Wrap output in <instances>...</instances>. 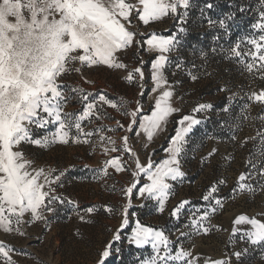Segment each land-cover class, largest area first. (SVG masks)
<instances>
[{"label":"rangeland","instance_id":"1","mask_svg":"<svg viewBox=\"0 0 264 264\" xmlns=\"http://www.w3.org/2000/svg\"><path fill=\"white\" fill-rule=\"evenodd\" d=\"M262 11L264 0H190L189 8H178L175 17L169 14L148 25L132 20L130 30L137 33L136 39L142 46H133L120 54L119 59L126 69L85 67L83 77L93 83H84L75 72L67 75L64 83L68 85H79L94 95L103 93L118 106L123 102L128 111L134 110L139 102L142 111L132 132L127 131L131 117L121 115L123 109L103 105L100 111L106 119H94L91 124L84 122L86 131L105 126V131L95 134L90 144L22 146L34 167L53 170V178L60 176L53 185L54 195L59 199L51 205L52 212L43 213V220H33L26 213L23 223L14 224L11 231L0 228V245L9 250V257L0 256V264H8L9 258L11 264H97L99 252L109 242L111 254L105 264H142L153 255V250L150 244L137 247L130 243L137 224L163 230L172 242L173 250L183 248L190 253L188 259L193 260V264H211L217 260L228 264H264V244L250 245L240 238L250 225H236L241 231L232 233L233 221L238 215L264 221V176L259 174L264 168V140L257 135L264 132V103L249 99L253 92L264 90V70L254 67L249 72L246 63L252 62L251 58L244 55L231 57L229 51L236 43H240L242 53L253 50L247 40L260 34L252 25L260 20ZM185 12L181 21L180 15ZM209 19L217 22L216 26L210 27ZM222 19L227 30L218 25ZM181 27L183 32L179 30ZM149 34L174 36L179 41L176 50L166 54L169 60L164 69L173 91L171 103L179 111L169 117L164 130L152 141H148L142 132L137 135L139 117L151 113L155 97L159 95V90L152 92L151 80V63L156 53L147 51V45L143 44L150 38ZM178 63L179 69L176 68ZM135 67H141L144 79H139L137 74L129 83L126 79L128 71ZM191 75L197 76V80L192 81ZM199 104H210L211 108L193 113ZM80 109L81 105L71 100L65 110ZM184 115H194L201 122L186 137L180 156L184 175L168 181L171 187L164 211H158L156 201L133 195L127 209L128 223L120 228L125 205L121 189L132 180L130 172L134 168V159L147 164L149 159L159 163L167 158L164 149L169 146L178 121ZM116 121L124 127H119ZM51 131L54 127L50 126L47 130H37L36 135ZM99 135L110 136L118 147L123 144L121 137L127 135L135 157L122 151L105 155L103 147L111 148L112 145L102 144ZM114 155L128 161L127 171L116 173L109 168L108 174L104 175L100 171L104 160ZM252 164L257 167L252 169ZM214 166H218V170H214ZM253 171L256 175L244 182L252 184L255 191L233 190L231 197L221 200V205H210L202 199L212 187L213 175H218V181L227 178L226 184L231 186L237 183L240 174ZM188 172L197 177L193 183L185 181ZM145 182L146 178L140 174L139 185ZM185 200L189 203L181 210L179 218L172 217V209ZM192 202L199 203L189 206ZM106 206L112 211H107ZM210 207H215V211H210ZM89 208L93 209L91 213ZM196 209H200L197 215L209 212L208 219L203 222L206 232L189 226ZM117 229L118 241L112 239ZM181 232L185 234L180 235ZM235 252L242 253L239 259L233 254Z\"/></svg>","mask_w":264,"mask_h":264},{"label":"snow or ice","instance_id":"2","mask_svg":"<svg viewBox=\"0 0 264 264\" xmlns=\"http://www.w3.org/2000/svg\"><path fill=\"white\" fill-rule=\"evenodd\" d=\"M189 6L190 0H0V228L5 232L11 231L14 224L19 226L23 223L26 213L33 220H43V213L52 212L54 209L51 205L59 199L54 195L53 185L60 180V176L53 178V170L34 167V162L22 151L24 144L38 147L69 143L90 144L95 134L105 131V126L86 131L84 122L91 124L94 119H106V115L100 111L103 105L123 109L121 115L131 117L127 131H134L133 126L142 111L139 102L134 110L128 111L123 102L118 106L103 93L94 95L79 85L64 83L65 77L75 72L80 74L84 83H93L84 79L85 67L126 69V65L119 59L120 54L133 46H142L141 41L136 39L137 33L130 30L132 20L148 25L150 21L169 14L175 17L178 8L187 10ZM185 16L186 12L180 15L181 21ZM208 23L210 27H214L217 22L209 19ZM218 25L227 30L225 20H220ZM252 28L260 33L258 37L253 36L247 40L252 51L242 53L239 50L240 43L229 50L231 57L240 58L244 55L251 58L252 62L246 63L249 72L254 67L264 70V11ZM179 30L184 31L182 27ZM149 36L143 44L147 45V51L156 53L151 63V80L154 85L152 92L159 90V95L155 97L151 113L139 117L137 135L142 132L148 141H152L154 136L164 130L169 117L179 111L171 103L173 91L170 90L171 85L164 72L169 60L166 54L175 51L179 41L174 36ZM257 61L258 64L255 63ZM140 63L143 64V61ZM180 67L179 63L176 64L177 69ZM137 74L139 79H144L141 67H135L128 71L127 81L132 83ZM191 80H197V76L191 75ZM249 99L264 103V90L253 92ZM71 100H76L81 109L66 111ZM210 108V104H199L193 109V113ZM200 122L194 115L182 116L170 138L169 146L164 149L167 158L159 163H153L149 159L144 164L138 158L134 159V168L130 172L132 180L127 187L121 189L125 205L120 228L128 223L127 209L133 195L156 201L158 211H164L171 187L168 181H175L184 175L180 168V156L186 137ZM116 123L119 127H124L119 121ZM50 126L54 127V131L36 135L37 130H47ZM257 135L264 140V132ZM121 139L123 144L118 147L110 136L99 135L102 144L112 145L111 148L103 147L104 154L122 151L135 157L128 142L129 137L124 135ZM127 163L122 156L114 155L104 160L100 171L107 175L111 168L116 173H121L127 171ZM251 167L255 169L257 165L252 164ZM140 174L147 180L142 186L139 185ZM259 174L264 176V168L259 170ZM255 175V171L240 174L238 188L234 191H255L252 184L244 182ZM218 183L222 184L224 181L220 180ZM217 191L218 188L212 186L202 199L210 202V205H221V199L214 195ZM188 203L186 200L181 201L172 209L171 216L179 218L181 210ZM106 210L112 211L107 206ZM92 211L93 209H88L89 213ZM210 211L214 212L215 207H210ZM198 212L200 209L192 213L189 226L206 232L203 222L208 219L209 212L203 211L201 215H197ZM241 224L250 225L249 230L241 233V240H246L250 245L264 244V221L238 215L233 221V235L241 231L236 227ZM112 239H120L119 229ZM130 243L137 247L151 245L153 255L142 261V264H193V260L188 259L190 253L183 248L173 250L172 242L163 230L137 224ZM111 247L109 242L99 252L97 264H105L106 258L111 254ZM233 254L239 259L242 253ZM0 256L9 257V250L2 245ZM8 264H11L10 258ZM211 264L228 262L217 260Z\"/></svg>","mask_w":264,"mask_h":264},{"label":"trees","instance_id":"3","mask_svg":"<svg viewBox=\"0 0 264 264\" xmlns=\"http://www.w3.org/2000/svg\"><path fill=\"white\" fill-rule=\"evenodd\" d=\"M214 170H218V166H214L213 167ZM187 178L185 179L186 182H189V183H193L194 180L197 179L196 175H192L190 174V172L187 173ZM214 176V179L212 178V186H216L218 188V191L214 194L216 197H219L221 200H226L227 198L231 197L232 196V191L234 189H237L238 188V185L237 183H233L231 184V186H228L226 184V182L228 181L227 178H225V181L224 183L220 184L218 183V175H213ZM212 176V177H213ZM214 180H217V182H214ZM195 203H199V202H192L189 206H194ZM202 203V202H201ZM131 249V247H130ZM134 250V248H132Z\"/></svg>","mask_w":264,"mask_h":264}]
</instances>
